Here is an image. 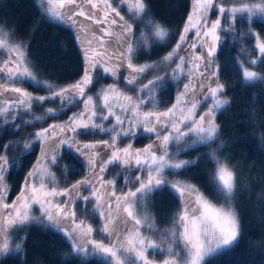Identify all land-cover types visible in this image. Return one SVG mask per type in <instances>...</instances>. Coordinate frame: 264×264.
<instances>
[{
	"label": "snow or ice",
	"instance_id": "6c2138e0",
	"mask_svg": "<svg viewBox=\"0 0 264 264\" xmlns=\"http://www.w3.org/2000/svg\"><path fill=\"white\" fill-rule=\"evenodd\" d=\"M34 4L42 19L71 31L84 69L73 83L41 81L27 44L15 29L5 30L0 24V133H25L0 144V259L23 254L25 230L31 224L63 236L70 246L66 264L68 257L88 256L101 257L103 264H157L152 258L157 254H165L160 264H204L210 254L235 247L241 222L233 201L243 185L237 166L221 151L224 142L216 117L230 100L215 56L220 34L234 31L238 18L249 25L254 18L264 22V0H191L175 45L159 61L143 64L137 62V53L167 47L170 36L168 28L151 17L147 0H34ZM247 35L255 37L259 55L247 62L249 66H239L242 84L264 82V70L252 67L258 61L264 64V39L251 28ZM197 47L203 51L197 53ZM97 70L113 82L93 89ZM122 74L123 87L117 83ZM95 78L98 82L99 74ZM168 79L180 80L183 91L171 107L161 110L155 92ZM143 80L147 83H140ZM26 86H43L47 94L34 96ZM45 101L58 106L44 108L43 117L24 119L33 115L34 105L43 107ZM201 103L204 108L198 111ZM62 112L70 115L60 121ZM252 116L256 123L254 111ZM48 120L58 122L44 126ZM26 125L35 130L27 131ZM140 131L151 142L133 148L132 138ZM98 134L101 138H96ZM82 135L93 140L82 141ZM197 145L210 151L180 158L198 150ZM64 147L85 160L86 172L70 184L67 169L58 164ZM36 149L39 155L9 202L7 177L21 170L23 159ZM201 160L211 166L212 198L187 180L168 179L183 176ZM54 166L63 184L52 171ZM114 169L119 171L106 179ZM118 177L123 180L119 190ZM165 190L179 201V208L158 243L152 237L155 223L142 206L152 192ZM16 232L25 235L13 239Z\"/></svg>",
	"mask_w": 264,
	"mask_h": 264
},
{
	"label": "trees",
	"instance_id": "16d2710c",
	"mask_svg": "<svg viewBox=\"0 0 264 264\" xmlns=\"http://www.w3.org/2000/svg\"><path fill=\"white\" fill-rule=\"evenodd\" d=\"M147 3L151 17L167 27L170 36L167 47L153 46L149 52H138L137 62L141 64L146 61L149 63L159 61L167 51L171 50L177 41V33L182 30L186 17L191 11V0H147ZM121 14L127 18L126 9L122 8ZM0 24L5 26V30L15 29V35L27 44L28 57L38 69L36 74L41 81L66 84L79 80L83 75L84 61L71 31L64 26H57L47 19H42L34 0H0ZM249 28L264 39V22L254 18L253 23L249 25L246 19L238 18L235 30L231 31L236 35L227 31L222 32L215 56V61L220 68V82L224 84L225 94L230 100V105L222 109L216 117V123L220 128L219 135L224 142V148L221 151L224 155L230 156L232 164L237 166L243 185L238 189L233 201L241 222L240 238L239 243L230 250L210 254L205 258L204 264H264V143L261 142V136L264 135V82L242 84L239 67L242 63L247 64L248 60L258 56L255 49V37L247 35ZM254 69L262 71L264 64L258 61ZM97 74H99L98 82L95 78ZM149 78H151L150 75ZM183 79L181 77V80ZM112 82L110 76H104L97 70V73H94L92 88L99 89ZM117 83L124 86L123 74ZM140 83H147V80ZM26 87L34 96L47 94V89L43 86ZM181 91L183 87L180 80L168 79L165 86L155 92L158 108L164 110L171 107ZM129 94L132 93L129 92ZM57 106L51 101H45L43 107L34 105L33 115H25L24 119H32L33 116L43 117L44 108ZM203 108L204 103H201L198 111ZM253 111L256 123H253ZM67 115L70 113H60V121L67 119ZM56 122L58 121L48 120L44 126ZM24 127L27 131L35 130L30 125ZM24 134L23 132L12 134L7 131L0 133V144L16 140L17 136ZM101 136L102 134H98L96 138ZM147 137L148 134L138 132L137 136L132 138L133 148H142L150 143ZM79 138L85 142L93 140L92 136L82 135ZM216 146L213 145V147ZM197 149L182 153L180 158L193 159L210 151L203 145H197ZM38 155V149L26 155L22 161V169L13 171L7 177L11 189L9 202L18 194L27 169L35 162ZM58 164L60 168L67 169L69 184L80 179L86 172L84 158L67 147L62 149ZM110 169H113V166H110ZM210 169L211 166L205 165L201 160L199 166L188 169L183 176H169L168 179L187 180L212 198ZM52 171L63 184L60 170L54 166ZM117 171L119 169L112 170L111 175H106L105 178L111 179ZM122 184L123 180L118 177V190ZM144 204L155 223L152 237L156 239L157 232L172 227L179 201L165 190L152 192L145 199ZM33 212L39 215L38 208L34 207ZM25 232L27 238L23 254L0 259V264H21L22 261H26V264H66L65 257L70 246L61 234L39 224H31ZM25 232H16L12 238L24 236ZM164 255L157 254L152 258L160 263ZM67 264H103V261L99 256L68 257Z\"/></svg>",
	"mask_w": 264,
	"mask_h": 264
},
{
	"label": "rangeland",
	"instance_id": "374dc122",
	"mask_svg": "<svg viewBox=\"0 0 264 264\" xmlns=\"http://www.w3.org/2000/svg\"><path fill=\"white\" fill-rule=\"evenodd\" d=\"M210 18H211V19H215V16H211ZM222 26H224L223 23H222ZM225 27H226V26H225ZM231 34L236 35L235 32H231ZM220 35H221V34H220ZM189 39H190V40L194 39L193 33H189ZM255 44H256V40H255ZM255 49H256V47H255ZM195 51H196L197 53H199V52H201V51H203V50L200 49L199 47H197V49H196ZM256 51H257V53H258V55H259L258 49H256ZM205 54H206V53H205ZM248 61H249V60H248ZM244 65H245V66H248V64H244ZM252 67H254V66H252ZM142 208H143V210L149 215L148 210H147V208H146V206H145L144 203H143ZM169 228H171V227H168L167 229H169ZM164 230H166V229H164ZM164 230L159 231V232L156 233V240H157L158 243H160V234H161ZM162 246H163V247H166V245H162ZM150 251H151V250H150ZM157 264H160V263L157 262Z\"/></svg>",
	"mask_w": 264,
	"mask_h": 264
}]
</instances>
